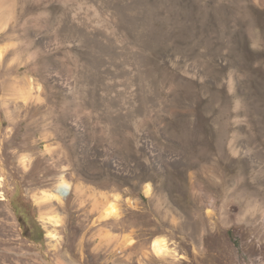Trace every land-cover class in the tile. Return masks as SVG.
Segmentation results:
<instances>
[{
	"label": "rangeland",
	"instance_id": "rangeland-1",
	"mask_svg": "<svg viewBox=\"0 0 264 264\" xmlns=\"http://www.w3.org/2000/svg\"><path fill=\"white\" fill-rule=\"evenodd\" d=\"M12 1L0 264H264V0Z\"/></svg>",
	"mask_w": 264,
	"mask_h": 264
},
{
	"label": "bare ground",
	"instance_id": "bare-ground-1",
	"mask_svg": "<svg viewBox=\"0 0 264 264\" xmlns=\"http://www.w3.org/2000/svg\"><path fill=\"white\" fill-rule=\"evenodd\" d=\"M43 2L44 1H42V0L38 1L39 4H42ZM13 3L14 2L12 0H0V30L7 29L6 27L9 24V23L7 24V22L13 18L12 14L10 13V12H12ZM36 10H37V4L33 3L28 8L22 9V11L19 13L18 18H16V15H15L14 16L15 17V24H14L15 26L14 27L10 26L11 28L9 27L10 30L6 33L5 37H19L20 39L22 38V40H24V38H27V36L32 33V30H34L35 23H38L39 25H41L42 27L45 28L48 24L47 23L48 22L47 16H46V14L43 15V13H38L37 16H35L34 13ZM44 31H46V30H44ZM3 35L4 34H2V37H4ZM22 35L24 36V38L22 37ZM22 52H25V51L22 50ZM18 53H19V51H18ZM2 55H3V49H0V58L2 57ZM20 80L25 81V78L19 79L18 77H15V78L10 79L8 81V83L15 84L14 82H18ZM22 161L24 164H26L25 163L26 159H23ZM70 186H71V184H70V181L68 180V178L66 176L62 175L61 180L55 186V188L51 189V190L42 191V195L39 199H41L45 203V205H47V206L51 205V201H53V200L62 202L64 197L66 196V194L69 192V190L71 188ZM101 215L104 219L105 218L110 219L113 217H117L119 215V208H118L117 204L115 203V201H109L105 205L104 210H103ZM43 220L44 221L48 220L54 224H58L60 222V219L57 215H50V214L48 216H46V218H43ZM128 242L132 243L133 239H129ZM152 248L154 250V253L157 255H163L171 249L169 247L168 241L163 237H158V238L154 239L152 242Z\"/></svg>",
	"mask_w": 264,
	"mask_h": 264
}]
</instances>
